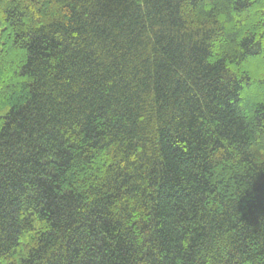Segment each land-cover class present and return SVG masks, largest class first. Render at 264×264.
Wrapping results in <instances>:
<instances>
[{"label": "trees", "instance_id": "trees-1", "mask_svg": "<svg viewBox=\"0 0 264 264\" xmlns=\"http://www.w3.org/2000/svg\"><path fill=\"white\" fill-rule=\"evenodd\" d=\"M0 264H264V0H0Z\"/></svg>", "mask_w": 264, "mask_h": 264}]
</instances>
